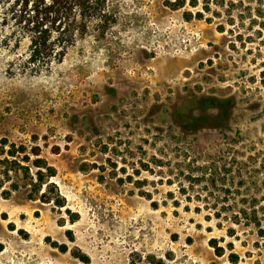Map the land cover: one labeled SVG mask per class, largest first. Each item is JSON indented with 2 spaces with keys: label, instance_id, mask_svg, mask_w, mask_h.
I'll return each instance as SVG.
<instances>
[{
  "label": "rangeland",
  "instance_id": "1",
  "mask_svg": "<svg viewBox=\"0 0 264 264\" xmlns=\"http://www.w3.org/2000/svg\"><path fill=\"white\" fill-rule=\"evenodd\" d=\"M108 6L115 25L102 31L91 21L63 62L39 72L23 71L25 26L0 20V142L16 152L12 169L29 166L34 180L33 161L53 167L50 196L66 205L31 200L23 171L10 172L0 190V264H264L255 235L231 238L228 224L220 230L209 211H195L205 184L183 195L177 177L186 155L206 164L229 142L264 157V34L186 21L165 0ZM211 239L233 250L219 257Z\"/></svg>",
  "mask_w": 264,
  "mask_h": 264
},
{
  "label": "trees",
  "instance_id": "2",
  "mask_svg": "<svg viewBox=\"0 0 264 264\" xmlns=\"http://www.w3.org/2000/svg\"><path fill=\"white\" fill-rule=\"evenodd\" d=\"M109 0H0V20L7 22L15 19L27 29L30 40L29 60L23 65V71L35 72L49 70L54 63L63 62L69 50L78 40L88 35L89 23L93 20L102 31L116 24V17L109 11ZM165 6L171 10H182L186 21L193 19L205 20L208 23L217 22L219 32H226L227 26L236 27L249 25L254 31L253 35L264 34V0H165ZM19 7V9H18ZM228 32L233 33L230 29ZM236 39L243 40L244 35L236 33ZM198 119L188 120L185 126H194ZM228 142L229 136L223 135ZM234 142L237 139H233ZM0 154L7 155L0 159V190L4 182L10 178V172L23 171L25 185L32 187L29 198L36 197L45 203H53L55 207L64 208L65 201L59 195L53 200L51 193L56 194L57 187L50 182V178L56 175V170L50 167L45 160L37 159L33 165L38 169L36 179L31 177L29 166H19V170L12 169L11 165L17 164L15 151H6L9 144L2 140ZM11 148L15 145L10 144ZM25 154L24 147L20 149ZM39 156V152H35ZM206 164L199 163V157L194 153L185 156V166L177 177L181 176L180 193L186 195L188 191H194L200 184L206 192L205 197H197L196 201L203 205L196 206L195 211L200 213L202 209L210 213L205 216L207 221H215L218 229L226 228L227 236L239 239V229L242 234L255 235L257 240L254 246L264 248V157L260 153L246 155L235 147L233 143H227L217 154L207 156ZM23 161L30 162L26 154ZM187 182V186L184 185ZM45 186L44 193L42 192ZM19 189L18 185L14 186ZM7 194V191H3ZM188 202L191 197H186ZM69 212V211H67ZM71 219V222H75ZM72 235L71 231L67 232ZM53 245L65 252L66 245ZM210 245L217 256L221 257L228 249L233 250V243L226 247L220 246V241L211 239ZM88 262V257H80ZM229 259L232 263L239 261V255L231 253Z\"/></svg>",
  "mask_w": 264,
  "mask_h": 264
}]
</instances>
